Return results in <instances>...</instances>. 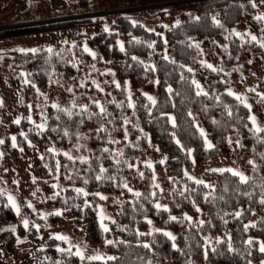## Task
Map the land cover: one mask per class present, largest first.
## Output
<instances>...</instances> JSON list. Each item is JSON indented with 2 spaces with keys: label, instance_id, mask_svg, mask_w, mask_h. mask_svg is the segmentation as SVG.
<instances>
[{
  "label": "trees",
  "instance_id": "16d2710c",
  "mask_svg": "<svg viewBox=\"0 0 264 264\" xmlns=\"http://www.w3.org/2000/svg\"><path fill=\"white\" fill-rule=\"evenodd\" d=\"M78 1L79 9H85L90 0ZM101 1L112 7L120 2L127 5L167 3L171 7L168 11L178 13L179 23L169 27L156 24L148 30L125 16H116L108 31H97L88 40L89 44L98 46L103 56L99 63L104 65L109 61L116 74L117 83L99 75V86L108 88L104 95L98 89L95 99H99L100 107L93 101L82 107L86 96L81 92L71 93L58 107L44 106L43 129L30 124V108L26 105L22 107L19 123L6 125L4 143L0 144L6 161L19 162L29 145L51 144L56 150L42 149L29 166L44 193L38 206L52 212L40 217L29 212L26 206L23 209L40 228L65 219L72 220L74 230L84 225L86 243L117 259L81 262L73 251L58 250L57 247L65 244L53 237L47 238L44 248L35 253L51 257V264H249V261L258 264L264 255L259 251L260 242H264V204L260 203L264 199V131L251 128L250 110L226 91L225 73L238 63L249 61L257 66L264 79V20H249L259 27L256 40L229 33L233 25L255 8H264V0ZM157 15L160 20L166 17L165 11ZM213 17L220 21L219 25L213 22ZM98 21H92L90 16L71 15L4 27L0 28V40L82 25L89 28ZM194 41H200L203 46L212 43L215 54L210 58L217 66L215 70L198 65V47ZM65 47L66 44L56 42L51 53L48 49H39L37 53L0 54V75L7 78L11 87L18 84L17 90L26 100L28 90L45 91L54 71L68 73L73 69L72 56ZM76 54L85 61L90 58L79 45H76ZM165 55L168 60L164 59ZM18 70L24 71L23 75L14 76ZM192 80L207 95H197ZM169 86L171 93L167 90ZM76 89L79 91V86ZM145 93H153L156 103L148 100ZM132 94L135 96L131 99ZM101 107L105 113L100 112ZM169 117L174 118V125ZM101 126L104 131H98ZM200 127L205 136H201ZM12 137L16 138L15 147ZM205 137L214 145L212 149L206 147ZM237 141L241 146H237ZM188 149L192 150L191 155ZM142 151L166 155L161 190L153 184L159 162L152 167L134 165ZM65 153L73 159L69 160ZM228 153L246 171L249 178L246 183L228 171L205 169L204 184H196L184 175L185 171L206 166L216 154ZM244 154L250 156L252 164L244 161ZM1 157L0 154V160ZM79 157H85L86 162ZM101 166L107 170L103 174ZM97 175L103 178L97 180ZM124 184L131 185L136 192L128 191ZM76 189L84 191L78 193ZM137 192L141 195L136 196ZM100 193L121 196L113 219L108 221L107 232L97 218ZM157 203L162 207L157 209ZM237 212L240 216L235 215ZM253 212H258V219L245 230ZM186 215L191 221L185 219ZM173 216L177 219H170ZM2 224L16 226L5 239L0 235V249L6 258L14 252L18 237L28 235L38 241L40 228L26 229L16 222L13 208L0 195ZM167 231L174 233V240L165 235ZM209 237L212 240L207 244ZM249 239L251 245L244 243ZM106 240L116 243L106 244ZM145 244L149 247H144ZM43 264L48 263L43 260Z\"/></svg>",
  "mask_w": 264,
  "mask_h": 264
},
{
  "label": "rangeland",
  "instance_id": "374dc122",
  "mask_svg": "<svg viewBox=\"0 0 264 264\" xmlns=\"http://www.w3.org/2000/svg\"><path fill=\"white\" fill-rule=\"evenodd\" d=\"M78 0H0V28L10 26L27 25L37 22H44L51 19H58L60 17L67 16H90L92 21H98V24L86 26H77L68 28L66 30H59L49 33H39L34 35H26L20 37H13L0 40V54L5 53H26L20 52L18 49H48L52 48L56 42H62L67 45L65 50L72 56L73 69L68 73H64L62 70L54 71L51 79V83H47L45 91L35 88L33 91L28 90V99H24L19 94L18 84L16 87H11L8 84V80L5 76L0 75V140L4 139V130L8 123L20 121L22 116L23 105L29 106L31 117L30 124L32 125H44L46 111L44 106L50 104L53 106L59 105L60 101L66 100L71 97V93L77 94L83 93L86 97L82 102L83 106H86V102L98 101L97 97L98 89H102L101 93L104 95L108 92V88L104 89L99 86L97 88L99 75L108 77V81L117 83L116 74L111 67L109 61H105L104 65L99 62L103 60V56L99 51L96 44L88 43L89 38L97 31L109 30L110 24L114 21V18L118 15L127 17L133 24L143 25L146 29L152 30L156 24H163L166 27L176 23L178 21V13L168 11L171 7L167 3L157 4H124L117 3L112 7L111 4H103L101 0H90L85 9H79L80 6ZM165 11V19L160 20L157 15L158 12ZM167 11V12H166ZM264 15V8H255L253 12L245 17L244 20L236 23L229 29V33L239 36L248 37L252 39V36L258 38L257 29L258 26L252 25L249 20L256 19L257 16ZM259 21V20H257ZM98 28V29H97ZM79 40L80 43H79ZM122 46V42L118 41ZM199 45L197 48V63L200 66L207 67L212 65L210 70L216 69V64L211 61L210 56L214 57V49L211 48L212 43L208 45H201L200 41H194ZM79 43V44H78ZM76 45H79L83 50L87 46L92 53H95L93 57L90 53V58L82 60L76 54ZM24 71L18 70L14 76ZM91 78V79H90ZM225 80L227 82L226 91L229 93V89L232 93L241 95L247 104L251 105L249 115L255 117L256 125L261 129H264V100L261 99V95H264V79L261 72L257 70V66L251 62H240L233 68L227 69L225 73ZM26 81V80H25ZM24 84V81H22ZM88 82H92L90 86ZM95 82V83H94ZM18 83V82H17ZM76 86H79L77 91ZM71 89V91H69ZM249 89H255V91H249ZM131 94L130 91H128ZM148 100L149 97L154 99L153 93H145ZM135 96L131 95V99ZM235 97V95H232ZM236 98V97H235ZM151 101V100H150ZM152 102V101H151ZM100 107V105H98ZM249 117V116H248ZM249 120V119H248ZM252 129L253 124L249 120ZM200 129H203L200 127ZM255 130V129H254ZM48 148L56 151L51 144L44 146L29 145L28 151L21 155L19 162H9L4 159L3 152L0 151V194L3 196L7 203L11 205L16 215V222L21 223L24 226V221L27 220L28 227L40 228L35 220L30 216L29 212L36 214L40 217L52 212L47 208L38 206V203L44 198V193L40 186L37 185L35 179L30 171V164L33 158L40 154L42 149ZM231 151L232 148L230 147ZM230 153V152H229ZM216 154L207 163L206 166L201 168H195L187 171L188 174L196 179L203 180V172L205 169H233L243 173L247 177L246 171L240 166L239 162L232 157L231 154ZM244 161H249L250 156L244 154ZM163 160V163L160 161ZM160 163V167L155 171L153 175V184L158 190L162 189V181L165 177V165L166 155L163 152H157L155 155L150 152L142 151L135 159L134 165H147L151 164V167L156 163ZM195 181V180H193ZM133 192L136 190L130 185ZM13 197L16 207H13L12 202L8 200V197ZM105 199H101V202L97 205V218L101 225L103 223L108 227V221L112 220L115 213V208L121 202V196H117L112 193H100ZM31 203L32 207L29 208L28 204ZM26 206L29 212H26L23 207ZM17 208L19 211H17ZM106 219H101V217ZM258 212H253L251 218L246 223L251 225L258 219ZM15 224L0 225V235L5 239L9 231L15 229ZM37 233L38 241H34L33 238L28 235L18 237L15 245L14 252H12L7 258L4 257L2 250L0 249V264H43V260L46 263L51 264L52 259L49 256L43 257L41 254L35 253V251L44 248V241L57 236H65L67 240H62L65 247H57L58 250H71L75 254L79 251L81 255H77L81 262L92 261L88 257L100 255L102 257L111 256L97 248L96 246L86 243L84 240V225H81L78 230H74V224L71 219H65L61 223L56 224H43ZM171 236L174 233L167 231ZM211 237L206 239V243H210ZM264 243V242H260ZM260 247V245H259ZM59 258V257H58ZM107 260V259H100ZM264 261V255L258 264H262ZM45 263V262H44ZM59 264V262H57ZM164 264H171L166 262Z\"/></svg>",
  "mask_w": 264,
  "mask_h": 264
},
{
  "label": "snow or ice",
  "instance_id": "6c2138e0",
  "mask_svg": "<svg viewBox=\"0 0 264 264\" xmlns=\"http://www.w3.org/2000/svg\"><path fill=\"white\" fill-rule=\"evenodd\" d=\"M253 6H255V5H253ZM195 19H196V20H199L200 18H199V17H196ZM212 19H213V22L216 23L217 25L220 24V21L217 20L215 17H213ZM256 19H257V20H264V15L257 16ZM177 23H179V22H177ZM106 30H107V29H106ZM236 35H240V33H236ZM252 39H253V40H256V37H255V36H252ZM196 46L199 47V45H196ZM262 46H264V45H262ZM149 47H151V45H149ZM121 50H123V48H121ZM18 51H20V52H32V53H37V52L40 51V50H39V49H18ZM52 51H53L52 48H48V52H49V53H51ZM84 51L90 53L93 57H95V53H92L91 50L87 48V46L84 47ZM133 59H136V57H133ZM164 59H165V60H168L169 58L165 55V56H164ZM141 63H142V62H141ZM207 67L211 68L212 65H207ZM153 70H154V69H153ZM214 70H215V69H214ZM188 71L191 72L192 69L189 68ZM22 75H23V73H22ZM182 79H183V77H182ZM28 82H29V81H25V83H28ZM94 83H95V82H94ZM192 84H194V85L196 86V88H197V93H196L197 95H201V94H203V95H207L206 92H203V89L201 88V86L199 85V83H198L197 81L192 80ZM96 86H97V88H99V85H98V84H97ZM117 87H119V84H117ZM100 90L102 91V89H100ZM167 90H168L169 93L172 92V89H171L170 86H169V88H168ZM69 91H71V89H69ZM249 91H255V89H249ZM229 94H230V95H235V97H236L237 100H239L242 104H244L245 107H247L249 110H251V105L247 104L246 101H245V99H244L241 95H237V94H235V93H232L230 89H229ZM149 99L152 101L153 104L156 103L155 100H154L152 97H149ZM217 99H218V98H217ZM261 99L264 100V95H261ZM94 103H96L97 105L99 104L98 101H94ZM132 106H133V105L131 104V102H129V107H132ZM53 107H58V106L55 105V104H53ZM82 107H85V108H86V106H82ZM100 112H101V113H105V109H104L103 107H101V108H100ZM71 114H72V113H71V111L69 110V115H71ZM188 115L191 116L192 113L189 112ZM229 115H231V113H229ZM28 119L31 120V117H28ZM169 119H170V121H171V122L173 123V125H174V124H175V120H174V118H173V117H169ZM248 119L252 122V124H253V128L255 129L256 132L264 131V129H261L259 126L256 125V120H255V117H254V116L249 115ZM15 122H16V123H19V120L15 121ZM125 123H128V121L125 120ZM37 127L40 128V129H43L44 125H37ZM98 131H104L103 126H101V128L98 129ZM200 134H201V136H205V133H204V130H203V129H200ZM22 135H23V134H22ZM65 135H68V133L65 132ZM125 138H126V136H125ZM12 140H13V147H15V140H16V138H15V137H12ZM176 142H177V144L180 143L178 140H177ZM229 142H231V141H229ZM3 143H4V141H3V140H0V144H3ZM205 143H206V147H207L208 149H212V148L214 147V145H213L210 141H208V140L206 139V137H205ZM237 146H238V147L241 146V145L239 144L238 141H237ZM103 150H104L105 152L108 151L107 148H105V149H103ZM157 150H158V149H157ZM191 152H192V150H191V149H188V154H189V155H191ZM65 155L68 156V159H69V160H72V159H73V157H72L71 155H69L68 153H65ZM79 159H80L82 162H86V158H85V157H79ZM163 162H164L163 160L160 161V163H163ZM249 163L252 164L253 162H252V161H249ZM128 166H129V167H133V165H128ZM148 167H151V164H148ZM106 171H107V170L104 169V168L101 166V168H100V173L103 174V173L106 172ZM211 171H221V172H223V171H228V172H231L233 175L239 177V180H240L241 183H246V182L248 181V179H249V178L246 177L243 173H241V172H239V171H237V170H233V169H211ZM141 175H143V174L141 173ZM184 175L187 176L189 180H195V183H196V184H204V181H203V180H199V179H196V178L190 176V175L188 174L187 171H185ZM102 178H103L102 175H97V176H96V179H97V180H101ZM123 186H124L125 188L128 187L127 184H124ZM156 187H159V185H156ZM205 187H209V188H210V187H212V186H211V185H205ZM76 191H77L78 193H83L84 190H83V189H76ZM128 191H132V189H131V188H128ZM0 194H2V193H0ZM85 195H86V193H85ZM95 195H99V193H96ZM135 195H136V196H140L141 194L137 192V193H135ZM153 195H155V193H153ZM246 195H247V193H246ZM101 199H105V197L101 196ZM8 200H9L10 202H12L13 207H16V205H15V203H14V200H13V197L9 196V197H8ZM260 203L264 204V199H261ZM28 207H29V208L32 207L31 203L28 204ZM161 207H162V206H161L159 203L156 204V208H157V209H159V208H161ZM17 211H19L18 208H17ZM197 211H199V208H197ZM56 214L59 215L60 213H56ZM240 214H241V213H239V212L235 213L236 216H240ZM101 219H102V221H103V219H106V217H103V216H102ZM170 219H172V220H176L177 218L173 216V217H170ZM185 219L191 221L192 218H191V217H188V216L186 215V216H185ZM148 222L151 223V221H148ZM23 223H24V227L27 228V227H28V222H27V220H25ZM200 223L203 224L204 221H200ZM225 223H227V221H225ZM253 226H254V225H253ZM101 227H102V229H103L105 232L109 231V229L107 228V226L104 225L103 223H101ZM248 227H249V225H245V226H244L245 230H247ZM13 231H15V229H13ZM138 235H143V233H138ZM165 235H168V236H169L171 239H173V240L175 239V237H172L170 233H165ZM56 238H57V239H60V240H67V237L62 236V235L57 236ZM230 239H231V238L229 237V240H230ZM219 242H220V241H219V239H218V240H217V243H219ZM105 243L111 245V244H114V243H116V242H115V241H112V240H106ZM244 243L251 245V244H252V240L249 239V240L245 241ZM144 247L147 248V247H149V245H148V244H145ZM173 247H175V245H173ZM229 251H232L231 244H229ZM259 251H260L261 253H264V243H261V244H260ZM76 254H77V255H81V253H80L79 251H78ZM88 259H90V260H100V259L116 260L117 257H114V256L102 257V256H100V255H96V256L88 257ZM249 264H251L250 261H249ZM262 264H264V261H262Z\"/></svg>",
  "mask_w": 264,
  "mask_h": 264
}]
</instances>
